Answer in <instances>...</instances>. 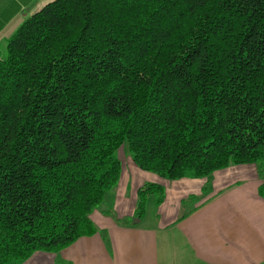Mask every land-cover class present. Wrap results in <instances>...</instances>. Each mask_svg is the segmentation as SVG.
<instances>
[{
    "label": "trees",
    "instance_id": "obj_1",
    "mask_svg": "<svg viewBox=\"0 0 264 264\" xmlns=\"http://www.w3.org/2000/svg\"><path fill=\"white\" fill-rule=\"evenodd\" d=\"M122 145L171 181L256 165L264 198V0H55L26 20L0 52V264L95 235Z\"/></svg>",
    "mask_w": 264,
    "mask_h": 264
},
{
    "label": "crops",
    "instance_id": "obj_2",
    "mask_svg": "<svg viewBox=\"0 0 264 264\" xmlns=\"http://www.w3.org/2000/svg\"><path fill=\"white\" fill-rule=\"evenodd\" d=\"M52 1L0 0L3 55L17 29ZM124 167L116 188L91 215L95 235L18 264H264V198L255 165L173 181L133 163ZM146 183L164 185L165 200L156 206L150 199L144 219L131 224Z\"/></svg>",
    "mask_w": 264,
    "mask_h": 264
},
{
    "label": "rangeland",
    "instance_id": "obj_3",
    "mask_svg": "<svg viewBox=\"0 0 264 264\" xmlns=\"http://www.w3.org/2000/svg\"><path fill=\"white\" fill-rule=\"evenodd\" d=\"M55 1V0H54ZM53 2V1H52ZM51 3V2H50ZM49 4V3H48ZM47 4V5H48ZM46 6V5H45ZM44 6V7H45ZM43 7V8H44ZM37 13V12H36ZM34 15V14H33ZM32 15V16H33ZM6 55H7V53H6ZM6 55H4V56H6ZM116 156L120 159V161L122 162V168H123V165H125V167L127 166V164H135L136 166H138L136 163H135V161L133 160V157L131 156V154H130V151H129V149H128V146L127 145H122L119 149H118V151H117V154H116ZM244 165H248V164H244ZM253 165V164H252ZM233 166H237V165H233ZM256 166V165H255ZM124 167V168H125ZM257 167V166H256ZM143 170V169H142ZM257 170H258V168H257ZM145 171V170H144ZM122 173V172H121ZM127 173V172H126ZM215 174V173H214ZM259 174V173H258ZM213 176V175H212ZM262 181V180H261ZM262 183V182H261ZM147 184V183H146ZM156 184H160V183H156ZM145 185V184H144ZM143 185V186H144ZM160 185H162V184H160ZM163 187H164V185H162ZM165 188V187H164ZM166 190V189H165ZM110 194V193H109ZM108 194V195H109ZM108 195H107V197H108ZM166 197V196H165ZM107 199V198H106ZM150 199H152L155 203H156V201H155V197L153 196V197H151ZM150 199H149V201H150ZM105 201V200H104ZM104 201L101 203V205L104 203ZM149 201H148V203H149ZM101 205L98 207V208H100L101 207ZM137 206H138V204H137ZM157 206V205H156ZM159 206V205H158ZM97 208V209H98ZM96 209V210H97ZM147 209H148V206H147ZM136 210H137V208H136ZM135 214H136V211H135ZM146 214H147V212H146ZM145 217V216H144ZM142 219H144V218H142ZM142 219H138L136 216H134V219L132 220V221H129V223H131V224H133V223H138V222H141L142 221ZM16 264H18V263H16Z\"/></svg>",
    "mask_w": 264,
    "mask_h": 264
}]
</instances>
